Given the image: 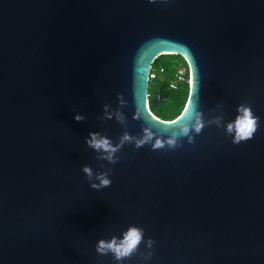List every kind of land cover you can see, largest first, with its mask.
I'll return each mask as SVG.
<instances>
[{
	"label": "water",
	"instance_id": "1",
	"mask_svg": "<svg viewBox=\"0 0 264 264\" xmlns=\"http://www.w3.org/2000/svg\"><path fill=\"white\" fill-rule=\"evenodd\" d=\"M163 54L190 79L168 120ZM241 105L259 127L235 144ZM132 227L130 257L96 251ZM0 264H264V0H0Z\"/></svg>",
	"mask_w": 264,
	"mask_h": 264
},
{
	"label": "clouds",
	"instance_id": "2",
	"mask_svg": "<svg viewBox=\"0 0 264 264\" xmlns=\"http://www.w3.org/2000/svg\"><path fill=\"white\" fill-rule=\"evenodd\" d=\"M157 0H149V3H156ZM188 108L184 109V112L187 113ZM240 113L236 120L233 123H230L227 126L229 134H234L233 143L239 144L242 141H249L254 137V134L257 132L259 127V118L256 117L251 108L248 106L241 105L238 109ZM77 122H80L84 117L77 115L75 117ZM171 123L175 124L177 121L173 120ZM187 128L184 129L185 134L187 133ZM91 139L87 141L89 147L95 149L96 151L106 153L105 156L101 157L106 159L109 163H116L114 159L115 153L118 151L117 147H114L111 142L106 138H101L98 134H90ZM128 139L127 136L124 138ZM146 141L138 142L137 146L139 147ZM173 141H169V144H172ZM156 147H160L159 144ZM83 172L88 176L89 179L92 178V170L89 167H84ZM100 181L99 184H92V188L99 190L101 187H108L111 184V181L107 178L106 173H102L96 177ZM144 233L141 229L132 227L130 228L123 236V239L113 238L111 241L101 240L98 242L96 251L101 255H107L111 252L114 255V258L119 261L124 258L130 257L134 252L137 251L139 245L143 240ZM149 241V245H151Z\"/></svg>",
	"mask_w": 264,
	"mask_h": 264
},
{
	"label": "trees",
	"instance_id": "3",
	"mask_svg": "<svg viewBox=\"0 0 264 264\" xmlns=\"http://www.w3.org/2000/svg\"><path fill=\"white\" fill-rule=\"evenodd\" d=\"M182 65L187 67L184 58L177 54H163L158 56L153 62L154 77L149 82V106L151 111L162 119H172L183 109L188 96V84L181 83L176 89H170L169 83L174 78L178 67ZM160 68H163L160 71ZM188 68V67H187ZM167 93L169 100L165 109L157 107V92Z\"/></svg>",
	"mask_w": 264,
	"mask_h": 264
},
{
	"label": "built area",
	"instance_id": "4",
	"mask_svg": "<svg viewBox=\"0 0 264 264\" xmlns=\"http://www.w3.org/2000/svg\"><path fill=\"white\" fill-rule=\"evenodd\" d=\"M153 67H151L150 70V78L154 77V74L152 72ZM163 68H160V71H162ZM189 70L187 67L180 65L175 73L174 78L169 83L170 89H176L177 86L181 83H189ZM156 99L161 102H167L169 100V95L167 93L157 92L156 93Z\"/></svg>",
	"mask_w": 264,
	"mask_h": 264
},
{
	"label": "rangeland",
	"instance_id": "5",
	"mask_svg": "<svg viewBox=\"0 0 264 264\" xmlns=\"http://www.w3.org/2000/svg\"><path fill=\"white\" fill-rule=\"evenodd\" d=\"M156 105L160 109H165L166 108V103L165 102H156Z\"/></svg>",
	"mask_w": 264,
	"mask_h": 264
}]
</instances>
